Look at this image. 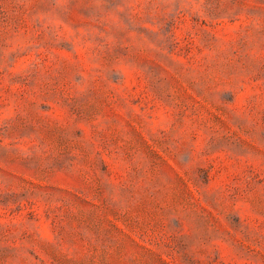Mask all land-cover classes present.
<instances>
[{
  "label": "rangeland",
  "instance_id": "1",
  "mask_svg": "<svg viewBox=\"0 0 264 264\" xmlns=\"http://www.w3.org/2000/svg\"><path fill=\"white\" fill-rule=\"evenodd\" d=\"M0 264H264V0H0Z\"/></svg>",
  "mask_w": 264,
  "mask_h": 264
}]
</instances>
